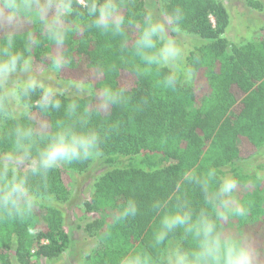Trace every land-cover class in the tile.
Returning a JSON list of instances; mask_svg holds the SVG:
<instances>
[{
  "label": "trees",
  "instance_id": "1",
  "mask_svg": "<svg viewBox=\"0 0 264 264\" xmlns=\"http://www.w3.org/2000/svg\"><path fill=\"white\" fill-rule=\"evenodd\" d=\"M127 2L137 11L143 5V0ZM166 5L169 10L177 6L184 9V27L195 37L197 46L190 53L189 62H193V54L198 57L195 68L207 88L200 101L183 86L174 90L157 87L155 82L163 73L136 78L132 68L140 63V58L132 55L131 45L122 49L118 36L88 29L79 36L71 34L65 47L71 60L60 79H91L95 89L105 84L113 87L126 84L130 94L128 104L98 113L90 122L104 136L100 159L109 169L94 183L91 200L84 207L87 213L112 209L119 215L134 200L139 211L134 217L120 219L114 238L97 251L92 264H119L122 257L133 251L145 252L158 260L166 246L177 244L194 248L195 241L181 229L170 234L160 248L152 246V234L159 221L152 203L171 196V206L178 198L186 197L197 211L201 208L212 211L198 185H185L184 192L177 193V181L185 172L195 170L201 174L215 168L218 177L229 172L240 183L251 176V171L237 161L247 160L264 148V38L234 46L229 53L224 35L230 26V15L221 1L166 0ZM249 5L252 9H263L261 4ZM28 30L41 38L31 54L38 65L46 67L55 46L41 37L38 25H29ZM128 35L134 37L135 30L129 29ZM17 46L23 48L24 41L18 39ZM101 65L105 68L115 65L116 70L95 79L94 70ZM73 98L67 95L60 99L66 105ZM88 99L81 100V104ZM91 99L95 102L94 97ZM36 118H41L39 113ZM42 118L54 125L64 118V109ZM16 123L0 121L1 153L10 150V130ZM93 162H74L68 168L81 175L91 169ZM48 184L53 200L61 203L70 200L71 180L66 170H53ZM244 200L247 209L254 204L251 194ZM49 211L46 221L49 227L45 232L39 230L41 218L36 210L24 220L0 218V264L54 261L69 249L71 240L63 229V213L55 207ZM241 225L244 228L241 235L250 238L259 252L256 264H264V220L251 218L244 224L241 220ZM101 226L102 222L95 218L85 232L91 235L93 229L96 233Z\"/></svg>",
  "mask_w": 264,
  "mask_h": 264
},
{
  "label": "clouds",
  "instance_id": "2",
  "mask_svg": "<svg viewBox=\"0 0 264 264\" xmlns=\"http://www.w3.org/2000/svg\"><path fill=\"white\" fill-rule=\"evenodd\" d=\"M184 20V9L169 10L166 0H143L139 11L127 0H0V121L17 122L10 130V150L0 156V218L24 220L41 202L51 201L49 174L59 166L98 160L104 136L91 126L93 116L130 100L126 84L95 89L91 79L59 78L70 64L65 52L70 35L96 29L120 37V47L131 45L132 55L140 58L132 68L136 78L163 73L156 86L174 90L193 84L197 76L198 57L193 54L189 62L197 43ZM29 25H38L41 37L55 46L46 67L33 59L32 49L40 45L41 38L28 30ZM129 29L135 30L132 38ZM18 39L24 41L23 48L17 46ZM115 70V65H101L94 70V78L102 79ZM69 94L74 98L62 105L60 98ZM85 98L88 101L81 104ZM62 107L64 118L54 125L42 118ZM37 113L41 118H36ZM190 184L199 186L213 210L197 211L186 197L171 206V196L154 201L152 208L159 221L152 246L160 248L170 234L181 229L195 241V247L166 246L158 260L133 251L119 264H256L259 252L251 239L225 227L233 217L245 214L236 200L238 179L218 177L215 168L201 174L192 170L177 181L175 191L182 193ZM138 211L131 200L117 219L134 217ZM68 255L66 251L64 256Z\"/></svg>",
  "mask_w": 264,
  "mask_h": 264
},
{
  "label": "rangeland",
  "instance_id": "3",
  "mask_svg": "<svg viewBox=\"0 0 264 264\" xmlns=\"http://www.w3.org/2000/svg\"><path fill=\"white\" fill-rule=\"evenodd\" d=\"M219 1L225 5L230 15V26L224 35L229 45V53H231L234 46L254 43L264 38V0ZM249 3L261 4L263 9H252ZM183 88L192 90L198 101L207 93V88L203 84L199 73L193 84H185ZM198 105L197 103L196 106ZM3 154L0 152V156ZM237 164L251 171V176L246 177L239 183L236 193V200L243 205L245 214L240 217H233L225 227L241 234L244 230L241 220H243V224L251 218L256 221L259 219L264 220V148L247 160L237 161ZM58 168L66 170L71 180V198L66 203L53 199L41 202L36 212L41 218L39 230L43 232L48 230L49 227L46 222L50 212L49 208L55 207L63 213V229L71 240L67 250L69 255L65 257L63 254L58 260L54 261L38 260L37 264H92L96 260L93 256L114 238L113 234L121 223L120 219H117L118 213L115 210L96 212L94 215L93 212L87 213L84 207L85 203L91 200L94 183L109 167L99 158L93 162L87 173L81 175L69 170L68 164L61 165ZM227 175H230V173L227 172ZM254 175L257 176L256 180L253 179L255 178ZM247 194H251V200L254 202L249 209H247L248 206L244 200ZM95 218L102 222V226L96 230V233L93 229L91 235H88L85 229Z\"/></svg>",
  "mask_w": 264,
  "mask_h": 264
}]
</instances>
